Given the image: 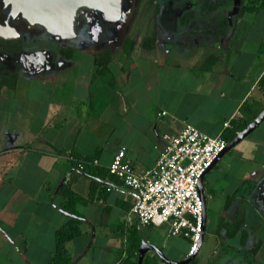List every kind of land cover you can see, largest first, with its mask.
<instances>
[{"label":"crops","instance_id":"0c3cea01","mask_svg":"<svg viewBox=\"0 0 264 264\" xmlns=\"http://www.w3.org/2000/svg\"><path fill=\"white\" fill-rule=\"evenodd\" d=\"M177 2L184 5L180 37L156 22L147 44L146 38L99 49L59 43L55 51L0 53V264H50L58 232L73 219L80 235L65 243L70 264H138L143 241L172 262L190 258V239L171 236L168 224H140L131 199L113 189L121 183L109 166L126 148L145 174L157 166L166 137L187 123L224 137L235 122L249 125L260 115L264 8L242 12L253 5L238 10L237 0H212L220 4L214 10H204V0ZM103 56L111 57L104 69L96 66ZM258 153L224 175L213 247L200 257L207 209L202 246L189 264H264V154ZM85 158L98 161L91 165L96 177L80 170ZM249 160L260 163L257 170L247 171ZM239 223L244 243L241 230L231 236ZM142 264L169 263L148 250Z\"/></svg>","mask_w":264,"mask_h":264},{"label":"built area","instance_id":"2783aa9c","mask_svg":"<svg viewBox=\"0 0 264 264\" xmlns=\"http://www.w3.org/2000/svg\"><path fill=\"white\" fill-rule=\"evenodd\" d=\"M225 127L229 128L230 123ZM166 139L167 145L154 169L140 174L127 158L126 148H122L115 154L109 173L121 183L113 189L131 199L132 212L140 224H168L171 236L190 239L192 257L204 231V201L199 183L228 142L223 136L211 137L189 123ZM84 163L81 161L79 166L82 168ZM92 164L98 165V161Z\"/></svg>","mask_w":264,"mask_h":264},{"label":"rangeland","instance_id":"374dc122","mask_svg":"<svg viewBox=\"0 0 264 264\" xmlns=\"http://www.w3.org/2000/svg\"><path fill=\"white\" fill-rule=\"evenodd\" d=\"M178 0H172V6H168L165 0H128L125 13L123 14V20L117 23L114 27H111L113 34H110V39L113 45L116 44H129L135 45L138 43H144V39L147 42H152V39H148L147 34H151L156 22L165 31H169L171 34H178L181 36V31L184 32V5ZM184 2V0H181ZM262 0H237V9L241 10L244 3L249 5H261ZM204 10H214L220 7V4L213 3L212 0H204ZM168 6V7H166ZM234 11V9H233ZM29 25V24H28ZM25 42L28 48L37 49L46 47L58 50L60 47L59 42L48 38V35L43 31L41 27H26L25 28ZM263 146H259V145ZM256 150L259 151L258 156L261 157L264 154V123L255 132L250 134L245 140L239 143L236 147L230 150L216 165L210 173V177L206 180V197H207V209L209 212L208 217V229L205 239L204 248L201 251L200 257L206 252L210 251L215 241L214 235L211 233L213 229V223L219 218L222 213V209L225 205V193H224V175L236 174L241 170V163H245L244 157H253L251 153L256 154ZM248 153V154H247ZM257 157L256 159H259ZM255 158V157H254ZM255 159V160H256ZM262 159V158H261ZM264 159V157H263ZM255 160H249V166L247 171H252V167L255 170L258 169L259 164ZM258 166V167H257ZM246 177V176H245ZM244 177V178H245ZM209 178V180H208ZM260 196V195H259ZM259 196H256V202H260ZM264 238V233L262 234ZM233 252V251H229ZM264 261V254L260 257Z\"/></svg>","mask_w":264,"mask_h":264},{"label":"water","instance_id":"95a60500","mask_svg":"<svg viewBox=\"0 0 264 264\" xmlns=\"http://www.w3.org/2000/svg\"><path fill=\"white\" fill-rule=\"evenodd\" d=\"M12 6L11 16L14 18L22 15L31 25L43 27L47 33L57 40H69L76 36V23L78 15L82 9L87 8L103 14L104 19L110 23H116L123 18V0H7ZM5 29H10L12 34L19 37L17 29L9 25ZM264 122V110L251 122L236 138L228 143L224 152L220 154L212 167L205 173L199 183V191L204 201L203 234L195 254L184 262H172L163 252L146 241H143L138 264L143 263L144 256L148 250H155L165 262L169 264H189L196 257L200 250L204 238L207 223V197L205 188V178L209 172L215 168L226 153L236 147L250 134H252ZM63 184V183H62ZM68 216H72L66 213Z\"/></svg>","mask_w":264,"mask_h":264},{"label":"flooded vegetation","instance_id":"af4514ba","mask_svg":"<svg viewBox=\"0 0 264 264\" xmlns=\"http://www.w3.org/2000/svg\"><path fill=\"white\" fill-rule=\"evenodd\" d=\"M127 2L128 0H123V14L125 13ZM168 6H172V1L168 3ZM11 13V4H9L7 0H0V27H5L7 23H9V25L17 29L20 33L19 37L15 35H12L11 37H6L4 35L0 36V53H6L9 50H14L21 54L23 49H28V45H26L25 42V28L41 26L31 25L26 19L23 18L22 15L14 18L13 16H11ZM122 20H120L119 22H121ZM119 22H107L104 19L102 13L84 8L78 15L76 23V36L72 39L57 40L51 37L43 27L41 28L48 35V38H51L54 41L57 40V42H59L60 44L76 47L89 46L94 49H99L112 43V39H110L109 36L110 34H113V32L111 31V27H114Z\"/></svg>","mask_w":264,"mask_h":264},{"label":"trees","instance_id":"16d2710c","mask_svg":"<svg viewBox=\"0 0 264 264\" xmlns=\"http://www.w3.org/2000/svg\"><path fill=\"white\" fill-rule=\"evenodd\" d=\"M259 1V0H256ZM260 7L264 8V0H262L261 5H259ZM257 8L256 5H253L252 7H244L242 12L245 11H255ZM148 40H146V44L149 43L147 42ZM106 62H103L105 61ZM111 62V57H105L103 56L98 57L96 60V66L99 68H108L109 63ZM259 88L260 90H262L264 92V75L262 76V78L259 81ZM248 126V122H245L243 124H238V123H234L233 128L227 130L224 134V138L227 140V142H231L234 138H236V136L238 135V133L242 132L246 127ZM85 163L83 164V167L80 168V170L82 172H88L90 175H92L93 177H96V174L91 171V167L93 166V162L94 159L93 158H85ZM83 162V161H82ZM92 165V166H91ZM89 166V167H88ZM86 167H88L86 169ZM90 169V170H89ZM78 221L77 220H71L70 224H68V226L62 228L58 234H57V253L55 258L53 259V261L50 264H70L68 255H67V250L65 248V243L69 240H72L76 237H78L80 235V229L77 226ZM242 232V243L245 242V240L247 239L248 235L247 233L243 230V223H239L233 231V235L231 236H235L237 231ZM256 249H253V253H255Z\"/></svg>","mask_w":264,"mask_h":264},{"label":"bare ground","instance_id":"6f19581e","mask_svg":"<svg viewBox=\"0 0 264 264\" xmlns=\"http://www.w3.org/2000/svg\"><path fill=\"white\" fill-rule=\"evenodd\" d=\"M3 29V32H0V36H6V37H11L13 34H12V31L10 29H5V28H1L0 27V30Z\"/></svg>","mask_w":264,"mask_h":264}]
</instances>
